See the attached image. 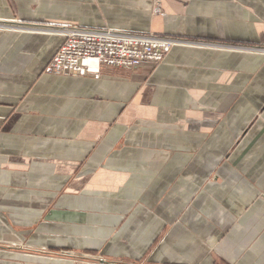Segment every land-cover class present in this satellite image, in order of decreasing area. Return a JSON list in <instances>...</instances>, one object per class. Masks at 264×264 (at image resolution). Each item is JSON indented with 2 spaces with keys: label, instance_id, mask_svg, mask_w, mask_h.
<instances>
[{
  "label": "crops",
  "instance_id": "1",
  "mask_svg": "<svg viewBox=\"0 0 264 264\" xmlns=\"http://www.w3.org/2000/svg\"><path fill=\"white\" fill-rule=\"evenodd\" d=\"M159 3L0 0V22L264 46V0ZM62 41L0 29V264H264V55L43 73Z\"/></svg>",
  "mask_w": 264,
  "mask_h": 264
},
{
  "label": "built area",
  "instance_id": "2",
  "mask_svg": "<svg viewBox=\"0 0 264 264\" xmlns=\"http://www.w3.org/2000/svg\"><path fill=\"white\" fill-rule=\"evenodd\" d=\"M152 15H162L159 0H152ZM1 30L51 33L61 36L59 49L44 67L48 75L99 79L101 67L133 72L141 65H159L174 47H205L238 53L264 55V46L192 41L183 38L135 33L110 28L25 25L0 22ZM101 260V259H100Z\"/></svg>",
  "mask_w": 264,
  "mask_h": 264
},
{
  "label": "rangeland",
  "instance_id": "3",
  "mask_svg": "<svg viewBox=\"0 0 264 264\" xmlns=\"http://www.w3.org/2000/svg\"><path fill=\"white\" fill-rule=\"evenodd\" d=\"M9 246L16 248V249L27 250L31 253L43 252L42 249L31 248V247H28L22 243H15V244H12ZM56 257H58L60 259H69V260H72L74 262H82L85 264H109L102 257H100L98 255H92V254H74V253H70V252H61V253H58V255Z\"/></svg>",
  "mask_w": 264,
  "mask_h": 264
}]
</instances>
